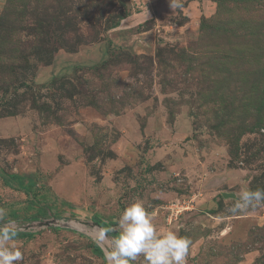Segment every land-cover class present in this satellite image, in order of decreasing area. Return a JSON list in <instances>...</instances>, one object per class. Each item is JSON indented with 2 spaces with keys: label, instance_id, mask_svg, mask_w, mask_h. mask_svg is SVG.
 I'll use <instances>...</instances> for the list:
<instances>
[{
  "label": "rangeland",
  "instance_id": "374dc122",
  "mask_svg": "<svg viewBox=\"0 0 264 264\" xmlns=\"http://www.w3.org/2000/svg\"><path fill=\"white\" fill-rule=\"evenodd\" d=\"M179 2L0 0V207L20 264H106L100 232L137 200L190 239L186 264H264V202L229 211L264 189V0ZM56 58L75 64L50 73Z\"/></svg>",
  "mask_w": 264,
  "mask_h": 264
},
{
  "label": "clouds",
  "instance_id": "9594fccd",
  "mask_svg": "<svg viewBox=\"0 0 264 264\" xmlns=\"http://www.w3.org/2000/svg\"><path fill=\"white\" fill-rule=\"evenodd\" d=\"M172 9L182 7L179 0H170ZM264 202V189L246 190L229 209L237 214ZM7 211L0 207V264H20L23 252L12 243L19 226L6 219ZM119 234L109 236L108 230L100 232L101 242L109 241L104 251L106 264H134L143 256L146 264H186L191 241L177 231L158 233L151 213L142 200L128 205L118 218Z\"/></svg>",
  "mask_w": 264,
  "mask_h": 264
},
{
  "label": "crops",
  "instance_id": "0c3cea01",
  "mask_svg": "<svg viewBox=\"0 0 264 264\" xmlns=\"http://www.w3.org/2000/svg\"><path fill=\"white\" fill-rule=\"evenodd\" d=\"M92 49H94V51H102L103 52V54H104V48H105V44L104 43H100L99 44V47H96V46H94V48L93 47H91ZM75 55H79L78 53L77 54H72V55H69L68 57H75ZM60 57V56H59ZM67 56H65V58H66ZM67 59V58H66ZM66 59H60L59 60V62L57 63V58L55 59V62H53V64H51V65H49V67H47V71H50V69H54L52 72H50V73H55V71H57V73H61L59 70H62V68H65L66 67V65H67V63H74L75 64V62H68V61H66ZM67 62V63H66ZM70 65H72V67L74 66L73 64H70Z\"/></svg>",
  "mask_w": 264,
  "mask_h": 264
},
{
  "label": "trees",
  "instance_id": "16d2710c",
  "mask_svg": "<svg viewBox=\"0 0 264 264\" xmlns=\"http://www.w3.org/2000/svg\"><path fill=\"white\" fill-rule=\"evenodd\" d=\"M86 224H88V222H86ZM110 234V233H109Z\"/></svg>",
  "mask_w": 264,
  "mask_h": 264
}]
</instances>
